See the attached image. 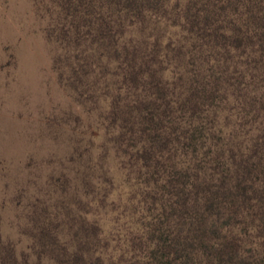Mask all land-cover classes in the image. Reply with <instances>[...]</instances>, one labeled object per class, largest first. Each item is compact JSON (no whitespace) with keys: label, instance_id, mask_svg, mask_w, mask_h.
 Segmentation results:
<instances>
[{"label":"trees","instance_id":"trees-1","mask_svg":"<svg viewBox=\"0 0 264 264\" xmlns=\"http://www.w3.org/2000/svg\"><path fill=\"white\" fill-rule=\"evenodd\" d=\"M50 1L58 79L144 198L122 262L98 234L61 244L43 225L38 258L264 264V0ZM0 262L19 264L14 246Z\"/></svg>","mask_w":264,"mask_h":264},{"label":"rangeland","instance_id":"rangeland-1","mask_svg":"<svg viewBox=\"0 0 264 264\" xmlns=\"http://www.w3.org/2000/svg\"><path fill=\"white\" fill-rule=\"evenodd\" d=\"M50 3L0 0V241L19 264H58L38 258L31 233L43 225L70 244L84 231L122 262L128 236H138L141 185L113 154L100 158L95 111L58 79Z\"/></svg>","mask_w":264,"mask_h":264}]
</instances>
